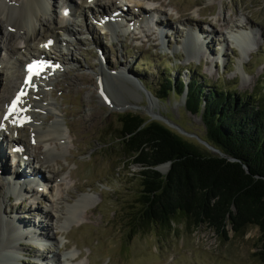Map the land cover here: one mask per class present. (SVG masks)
I'll return each instance as SVG.
<instances>
[{
	"label": "rangeland",
	"instance_id": "obj_1",
	"mask_svg": "<svg viewBox=\"0 0 264 264\" xmlns=\"http://www.w3.org/2000/svg\"><path fill=\"white\" fill-rule=\"evenodd\" d=\"M75 1L78 0H51L55 17L60 19L59 9L63 3L73 6ZM135 1L142 3L144 0H126L120 5L131 3L136 10V5L140 3ZM113 2L116 4L115 0ZM102 4L104 8L112 6L109 1ZM131 4L129 13L134 14ZM145 5L159 9L170 28L162 42L156 35L145 38L144 34L148 36L152 28L144 24H141L143 31L128 35L122 30L117 35L110 31L113 35L110 39L109 34L98 28L94 32H85L86 21L82 18L77 25L72 21L75 23L72 24L73 29L78 32L75 31V38L80 41L70 47L75 49L71 54L72 63L66 64L63 73L52 77V88L48 89L51 92L49 98L54 97V107L56 101L57 117L66 123V132L68 130L70 136L65 141L66 151L55 155L48 163H42L37 172L43 178H50L53 198L37 193L30 200L25 197V200L19 201L16 194H11L14 197L9 195L1 205L4 218L13 220L24 230L27 228L22 217L39 220V227H44L45 234L48 233L53 242L48 243V248L40 254L37 246L32 245L31 248L34 244L30 241L31 236L25 237L16 264H33L38 257L46 260L55 254L63 262L68 255H76L78 259L71 264H264L257 256L260 232L256 227L235 234L228 226L225 238L205 224L196 226L185 217H177L170 228L153 225L148 229L130 230L128 217L136 208V198L140 194L138 174L142 168L131 163L116 141L120 129L119 115L133 113L147 118L150 109L173 126L171 129L180 130V135L191 142L198 143L195 137L201 139L205 136L201 118L185 109V94L180 97L168 94L162 103L155 98L166 77H181L188 82L191 71L201 84L208 87L217 86L236 95L255 96L264 92V0H153V3ZM109 6L107 16L114 11ZM130 14L126 15L127 18L136 23ZM235 25L239 30L251 33L247 46L254 48V52L242 63L238 48L227 41ZM37 30L40 31L39 28ZM8 32L14 37L20 34L9 29ZM187 32L196 35L197 45L201 47L199 51L193 44L181 48ZM90 37L93 39L90 40ZM69 39L72 41V36ZM13 40L23 42L17 38ZM38 40H32V44L39 43ZM207 41L210 43L207 45L209 50L202 46ZM95 47L103 61L99 59ZM0 53L3 57L2 50ZM69 58L64 56L63 61L67 62ZM99 60L104 62L103 67ZM11 67L12 81H4L6 85L2 83L0 99L10 96L13 92L9 91L10 87H17L20 81L21 66L19 68L15 64ZM101 67L103 76L108 72H117V77L126 71L127 78H138L139 91L136 94L141 99L130 91L125 90L127 93L121 94V91L112 89L114 98L109 95V101H100V93L105 90V84L102 89L99 88ZM49 98L46 97L47 101ZM149 100L154 104L151 108ZM47 114H41L37 121L42 127L50 125V120L54 119L53 115L47 117ZM25 125H28L27 128L19 132L21 141L29 144L31 128L29 124ZM2 147L8 154L10 144L5 147L2 144ZM43 151L42 143L30 145L29 152L36 157H40ZM6 157L0 160V173L5 172L0 177V193L6 190L4 178L14 171L11 162L8 167ZM81 196H89L91 204L84 209L79 207L82 218L63 231L50 229V218L47 221L38 214L45 211L52 213L51 222L56 227L65 214L62 209L67 205L66 201L73 204ZM13 206L18 208L12 210ZM35 208H38L37 213L32 211Z\"/></svg>",
	"mask_w": 264,
	"mask_h": 264
},
{
	"label": "trees",
	"instance_id": "obj_2",
	"mask_svg": "<svg viewBox=\"0 0 264 264\" xmlns=\"http://www.w3.org/2000/svg\"><path fill=\"white\" fill-rule=\"evenodd\" d=\"M189 74L188 82L166 77L155 98L162 103L168 94H185V109L203 122L206 133L201 140L225 158L161 122L133 113L119 115L116 141L131 163L142 168L128 228L165 229L177 217H185L226 238L228 226L235 234L256 227L257 256L264 262V92L236 95L201 84L193 72ZM168 162L166 174L155 169Z\"/></svg>",
	"mask_w": 264,
	"mask_h": 264
},
{
	"label": "bare ground",
	"instance_id": "obj_3",
	"mask_svg": "<svg viewBox=\"0 0 264 264\" xmlns=\"http://www.w3.org/2000/svg\"><path fill=\"white\" fill-rule=\"evenodd\" d=\"M50 1L51 0H0V45L4 46V50L9 57H14L15 54L22 52V51L33 50L31 43H32V40L34 41L37 38H40V43L43 45L48 41V38H51V37L56 39V42H57L56 44H61L64 41L62 39V36H69V37L75 36L76 32L72 27V24H75V23L73 22L71 23L68 19L63 18V17L61 19H58L57 17H55V8H54V5L53 6L50 5ZM103 1L104 0H95L94 2H90L89 0H80L79 4H75L73 6L70 5L68 7L69 8L71 7L70 10L74 12L75 15L84 18V20L86 21L85 22L86 30L93 31V26L87 23V21L89 20L88 14L93 15L94 12H96L97 15H104L105 8L103 7V4H102ZM109 2L112 5L111 7L115 6V3L113 2V0H110ZM90 4H92V6H89ZM92 7H94L93 10H91ZM140 7H141L140 4L136 5L137 12H139V14L145 18V21L143 22L142 20L141 22H143L142 24H144L145 26L150 27L148 23V21L150 22V20H148L149 18H147L149 17V12L145 8L143 7L140 8ZM114 11H117V7L116 9H114ZM48 13H51V14L49 15V17L46 18ZM129 21L133 22V25H137L131 19ZM211 24L212 26L216 25V23H211ZM38 28L40 29V31L37 30ZM8 29L13 30V31H18L20 34L16 37L11 36L14 34L8 32ZM157 29L158 31L155 32L157 35H160L161 33L166 35L168 34L170 30V28L168 27V24L167 25L165 24L162 26V28H157ZM164 29H169V30L167 32V30H164ZM234 29L235 30L234 31L232 30L227 36L228 37L227 41H230L233 45H235L238 48L240 52L239 61L242 63L244 62L246 57H249L254 52L253 47L247 46L248 41H249V35L251 33L246 32V30H239L237 25H235ZM109 31H111V33L115 35H117L116 33L121 32V30L119 29V25L116 23V20L114 21V23L109 24ZM212 33H213V30H212ZM195 36L196 35L193 32H190V33L187 32V38L185 41H183L181 48H184L187 44H193L199 51L201 47L200 48L198 47L197 39ZM148 37L149 35L145 36V38H148ZM16 38L19 40H23V42L20 41V43H18L17 40L14 41L13 39H16ZM75 41L77 42L76 39ZM203 43H202V46L205 45L208 49L207 45H209L210 43H208V41L206 42V44H203ZM19 44H23V46L20 47L18 46ZM221 50L222 49H220V52ZM33 51L37 52L38 49L36 50L34 49ZM102 65L103 64H101V66ZM102 67H101V70L99 71L100 73L98 74V77L100 78L99 88L102 89L105 84V90H102V92L100 93L102 94V96L99 97L100 101L101 100L105 102L109 101V95L111 96L113 95L112 89H116L118 92L121 91V94L122 93L126 94L127 91H130L131 93L135 94L136 98L141 99V96L139 94L138 95L136 94V92L138 93L139 91V89L137 88L138 78L136 79L133 76L128 77L131 80L130 81L127 78L126 71H123L117 77L115 76L118 74L117 72H113V73L108 72L106 73V76H103L102 72L104 71L102 70ZM11 68L7 66L3 67L5 74L4 72H2L0 76L1 81H8L12 78V76L9 73ZM104 69H106L105 66H104ZM50 80H51L50 78H46L45 80H40V85L38 89L36 91L34 90V92H31L30 95L24 99L26 106H28L25 108L29 109L26 111L25 114L26 116H31V119L33 122L32 124H29L31 128L30 138L35 139V142L38 144L39 143L43 144L44 151H43V154L40 155V157L38 156L36 157L35 155L30 154V157L32 158L36 168L38 169L41 167L42 163H48L49 161L52 160V158L55 155H60L64 151H66L65 141L70 136L69 131L67 130L66 132V128H67L66 123H63V121L60 118H58L56 115L57 110L54 107V104L52 103L53 98L48 99L50 102L47 101L46 99L48 95L45 93V89L50 85L49 84ZM14 89H16V86H11L9 91L11 90L14 92L15 91ZM49 96L51 97V94H49ZM130 98L132 100L133 99L136 100L134 97H130ZM5 101L6 100L3 99L2 103ZM148 102H150V108L153 107L154 105L153 102L150 100ZM34 110L53 115L54 119L51 121V124L45 125L44 127H42L41 123H37V121L39 120V116L34 112ZM2 125L6 126L8 124L4 123ZM10 125H11V130H12L11 133H13L14 136H10L9 138L13 139L14 137V140L16 141V143H21L22 137H21V133L19 132L20 130L18 131L17 128L15 126H12L11 123ZM25 127L26 126H23L22 130ZM22 146L24 147L25 145H22ZM0 150H1L0 152V160H1L5 158V153L3 152L2 148H0ZM26 151H28L27 147H26ZM22 163H23L22 161L17 162L19 175L16 177V179L21 177L23 180V177H22L23 173H26L27 175L32 177L33 174L27 171L26 169H24ZM6 168L7 166H5V169ZM4 182L7 185V190L0 193V264H16V262L18 261V257H19L18 254L20 251H22L21 246L25 242V237L31 236L30 241L34 243V244H31V248H32V245L33 247L37 246L38 247L37 251L38 252L40 251L39 252L40 254H42V252H44L45 249L48 248V243L53 242V240H51L48 233L45 234L44 232L45 229L42 225H40L41 227H39V223H40L39 220L37 221H35L34 219L28 220L25 217H22L23 225L26 226L27 228V230H24L21 227H18L17 225H15L13 220L4 218L1 205L8 198V196L11 194L13 195L16 194L17 200L19 201L25 200L23 199V195L25 194V191L27 190V188L33 185V183H29L25 186L24 182L17 183L18 181L15 183H10L6 179ZM48 183L51 186L50 182ZM50 186L44 189V191H45V194L49 198H53V193L51 191ZM42 194H44V192ZM35 195H37V193H35L34 196ZM90 201L91 200L89 196H81L79 199L75 200L73 204L66 201L67 205L65 206V208L62 209L65 214L63 216V219L59 220L58 225H56V227H54L55 224L53 225V223L51 222V218L53 217L52 213H50L49 211H45L44 213H41V214L38 212V214L41 215V217L47 221H48V218H50V226H49L50 229L55 228V229H58L59 231H63L66 226H69L74 223H78L77 219L82 218V216L79 215V212H78L79 207L84 209V207H86L87 205L89 206V204H91ZM17 208L18 206H13L12 210H15ZM35 209L36 210H32V211L34 213H37L38 208H35ZM28 211H31V210H28ZM38 258L36 259L37 262H34L33 264H41V263L43 264H71V262L78 259L76 255H72V254L65 257L64 262L56 254L52 255L49 259H46V260L44 257L43 258L38 257ZM77 264H80V263H77ZM87 264L89 263L87 262Z\"/></svg>",
	"mask_w": 264,
	"mask_h": 264
},
{
	"label": "water",
	"instance_id": "obj_4",
	"mask_svg": "<svg viewBox=\"0 0 264 264\" xmlns=\"http://www.w3.org/2000/svg\"><path fill=\"white\" fill-rule=\"evenodd\" d=\"M147 115L149 118V121H157V122H161L164 125H166L169 128H172L173 126H171L167 121L163 120L160 118V116H158L156 113L152 112L151 109L147 111ZM178 133H181L180 130H177ZM196 141H198V143L200 145H202L206 150H208L209 152L218 155L221 158H225V156L217 149L213 148L212 146H210L208 143H206L205 141L201 140L199 137H195ZM230 162H235L234 159L229 158L228 159ZM171 163H165L157 168H155L157 171H159L162 174H166L170 168ZM245 170L247 171V169L245 168Z\"/></svg>",
	"mask_w": 264,
	"mask_h": 264
},
{
	"label": "snow or ice",
	"instance_id": "obj_5",
	"mask_svg": "<svg viewBox=\"0 0 264 264\" xmlns=\"http://www.w3.org/2000/svg\"><path fill=\"white\" fill-rule=\"evenodd\" d=\"M29 70L31 71V68Z\"/></svg>",
	"mask_w": 264,
	"mask_h": 264
}]
</instances>
